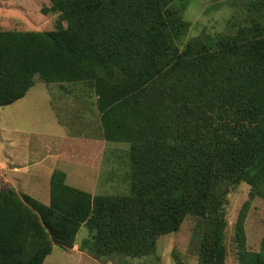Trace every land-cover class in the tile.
Masks as SVG:
<instances>
[{"label":"trees","instance_id":"1","mask_svg":"<svg viewBox=\"0 0 264 264\" xmlns=\"http://www.w3.org/2000/svg\"><path fill=\"white\" fill-rule=\"evenodd\" d=\"M48 1L42 13L58 14L53 30L0 31V107L21 100L36 75L87 88L102 138L127 145L129 192L93 196L58 170L45 204L4 185L0 264H43L54 246L71 250L82 226L78 250L94 260L151 257L187 216L192 239L203 229L197 264H226L227 195L240 183L249 192L234 225L235 258L264 264V240L250 250L245 232L251 201L264 200V0L224 33L182 47L175 41L189 29V0Z\"/></svg>","mask_w":264,"mask_h":264},{"label":"rangeland","instance_id":"2","mask_svg":"<svg viewBox=\"0 0 264 264\" xmlns=\"http://www.w3.org/2000/svg\"><path fill=\"white\" fill-rule=\"evenodd\" d=\"M255 1L189 0L182 13L189 29L175 41L176 45L182 47L187 40L199 37L207 40L224 33L227 21L245 19L246 8ZM49 6L48 0L0 1V31L53 30L58 14L42 13V9ZM203 30L206 33L202 36ZM94 102L93 93L85 87L48 85L36 75L34 85L21 100L0 107L2 150L4 140H9L16 144L18 151L27 153V160H34L35 146L40 151L44 149L52 153L38 167L33 163L26 166L23 170L26 187L22 185L18 187L19 190H25L26 195H34L43 204L48 203V179L34 178V174L39 170L41 176H47L58 170L65 174L68 186L93 196L129 192L123 171L127 145L108 143L102 138L99 114ZM90 144H93L92 147ZM54 146H63L66 150L53 153L51 150ZM90 148L91 152L88 150ZM0 166L3 168L1 170L0 167L1 189L7 183L4 174L6 167L4 164ZM230 189L225 207L228 224L225 231L228 249L226 264H238L233 246L234 225L241 205L248 200L249 187L240 183L230 186ZM21 191L19 194H22ZM194 224V218L187 216L178 231L159 237L155 254L151 257L135 259L111 255L101 257L98 261L90 256L88 258L82 251L78 252V246L88 237L87 229L82 226L71 250L62 251L54 246L43 264H197L203 229L198 230L192 239ZM245 232L248 249L258 251L264 240V200L256 198L251 201Z\"/></svg>","mask_w":264,"mask_h":264},{"label":"crops","instance_id":"3","mask_svg":"<svg viewBox=\"0 0 264 264\" xmlns=\"http://www.w3.org/2000/svg\"><path fill=\"white\" fill-rule=\"evenodd\" d=\"M5 144L2 150V143H0V165L4 164V167H6L5 172V177H6V183L13 187L14 190L19 193V188L20 186H25L26 184V179L23 178L25 171H23L27 165H29L30 163H33V165L35 167H38L39 164H41V162L47 158L49 155H51L52 153L49 152V150H44V149H39L38 146H35L34 149L36 150V156L34 158V160H27V153L24 152H20L18 151V147H16V144H14L13 142H10L9 140H4ZM10 142V143H8ZM93 144H90V146L92 147ZM5 147L7 148L5 150ZM5 150V151H4ZM66 149L63 148V146H54V148L51 150L53 153H61L62 151H65ZM91 152V148L88 149ZM4 159L6 161V163H3L4 161L2 160ZM10 162V163H9ZM1 167V166H0ZM3 168L1 167V170ZM52 174V173H51ZM51 174H48L47 176H41L40 171L38 170L35 174H34V178H45L48 179L47 180V191L49 190V179ZM66 179V176H65ZM28 188V187H27ZM38 189V188H35ZM23 194H26L25 190L21 191ZM30 195L32 198L37 199L34 195L31 194H27ZM75 246V245H74ZM78 251V250H77ZM81 253V251H78ZM88 258H90L88 255H86Z\"/></svg>","mask_w":264,"mask_h":264}]
</instances>
